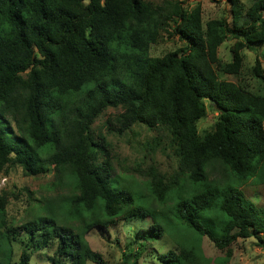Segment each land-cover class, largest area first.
<instances>
[{"label": "trees", "instance_id": "obj_1", "mask_svg": "<svg viewBox=\"0 0 264 264\" xmlns=\"http://www.w3.org/2000/svg\"><path fill=\"white\" fill-rule=\"evenodd\" d=\"M226 1L228 16L203 21L199 3L188 10L181 0H0V172L18 165L54 178L39 212L17 225L0 192V264H28L51 244L49 264H106L86 234L131 218L149 222L126 246L131 264L164 235L174 246L159 254L163 264H229L238 238L264 248V208L240 189L264 182V67L258 58L251 67L257 90L218 74H239L241 49L264 45V0ZM163 32L186 48L151 55ZM227 37L236 40L222 61ZM204 99L217 114L200 134ZM110 107L119 132L137 123L168 131L169 179L154 167L141 179L113 172L92 128ZM203 237L225 256H206Z\"/></svg>", "mask_w": 264, "mask_h": 264}, {"label": "rangeland", "instance_id": "obj_2", "mask_svg": "<svg viewBox=\"0 0 264 264\" xmlns=\"http://www.w3.org/2000/svg\"><path fill=\"white\" fill-rule=\"evenodd\" d=\"M160 2L161 0H153ZM185 9L193 8L197 3L201 6L202 19L220 18L229 15V4L226 0H181ZM233 37H227L218 47V57L222 61L231 60V48ZM186 43L181 40L178 34L163 32L162 38L152 44L149 53L154 56L163 55L169 51L184 50ZM243 55L239 74H226L218 71L221 79L233 82L245 83L252 90L260 86L259 80L254 77L251 67L258 58L264 67V45H256L255 49L244 47L241 49ZM217 72V71H216ZM208 99H204L206 114L197 122V128L201 133L210 129L216 118L217 109L208 105ZM119 109L107 108L93 123L92 128L96 136H103L108 142V149L113 158L114 173L128 174L136 179L149 175L150 168H156L159 173L169 179L177 167V157L174 148L169 143V134L163 128H148L145 124L137 123L130 129L119 132L118 124L113 116ZM109 119L111 121H109ZM52 173L37 175L25 174L22 168L15 165L7 171L0 172V192L6 191L8 203L6 205L7 218L14 225L20 224L26 214L33 215L31 210L36 209V203L43 196L52 193L50 187L53 180ZM243 196L251 200L252 204L264 208V182L249 180L240 187ZM31 194V199L27 196ZM149 222L142 218H131L112 228L111 233L102 228H94L86 234L90 247L99 251L106 261V264H131L133 254L127 247L135 238L139 228L146 227ZM264 237V232L261 233ZM20 242L14 244V257L20 252ZM147 244V250L143 251L138 258V264H163L158 258L159 254L173 248V241L168 235ZM48 249H40L31 255L28 264H49L48 257L54 249L51 244ZM202 249L206 256L220 258L225 256V250H218L207 237L202 239ZM232 251L229 264H264V248L258 243L255 237L238 238L230 245Z\"/></svg>", "mask_w": 264, "mask_h": 264}]
</instances>
